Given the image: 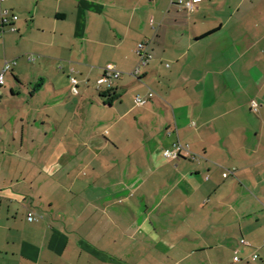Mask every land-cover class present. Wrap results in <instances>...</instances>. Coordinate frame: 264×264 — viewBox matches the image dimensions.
I'll list each match as a JSON object with an SVG mask.
<instances>
[{
  "label": "crops",
  "instance_id": "crops-1",
  "mask_svg": "<svg viewBox=\"0 0 264 264\" xmlns=\"http://www.w3.org/2000/svg\"><path fill=\"white\" fill-rule=\"evenodd\" d=\"M188 1L0 0V264H264V0Z\"/></svg>",
  "mask_w": 264,
  "mask_h": 264
},
{
  "label": "built area",
  "instance_id": "built-area-1",
  "mask_svg": "<svg viewBox=\"0 0 264 264\" xmlns=\"http://www.w3.org/2000/svg\"><path fill=\"white\" fill-rule=\"evenodd\" d=\"M199 0H191L188 2L184 3V6L189 9L193 10L194 8V3ZM180 4H183L182 1L179 2ZM18 17L17 16H9L7 13L4 14L3 19H2V28L6 26H12V23L17 21ZM15 30V29H12ZM137 54L139 55V64L138 67L136 68L135 72L133 75L135 77H139V74L141 72V69L149 64V62L152 60L153 56L148 50V43H140L137 47ZM34 58L32 56L29 57V61H33ZM11 69V64L6 63L0 73V87L5 85V75L7 72ZM121 77V72L116 70L114 66H108L105 69V75L103 76L102 79H100L97 83V88L98 90H103V89H110L112 88L114 82L118 80ZM71 81V91L74 96H79L80 91H79V82L75 77H72L70 79ZM154 97V93L150 92L147 97H142V96H137L134 100V103L137 107H143L147 104L149 99H152ZM252 107L254 109L258 108V105L256 102H252ZM188 155L190 154L188 146H183L180 144H175L170 148H167L163 152V156L167 160H177L183 155ZM227 177V174L225 175ZM27 220L29 222H35L37 221V216L34 214V212L30 211L27 215ZM241 244H246L245 240L241 241ZM259 259V255H254L252 260L256 261ZM236 262L240 261V258L237 256L234 259Z\"/></svg>",
  "mask_w": 264,
  "mask_h": 264
},
{
  "label": "trees",
  "instance_id": "trees-1",
  "mask_svg": "<svg viewBox=\"0 0 264 264\" xmlns=\"http://www.w3.org/2000/svg\"><path fill=\"white\" fill-rule=\"evenodd\" d=\"M1 87H2V86H1ZM102 95H103V96L105 95V97H106V94H102ZM107 97H108V96H107ZM111 103H112V102H110L109 105H111Z\"/></svg>",
  "mask_w": 264,
  "mask_h": 264
},
{
  "label": "rangeland",
  "instance_id": "rangeland-1",
  "mask_svg": "<svg viewBox=\"0 0 264 264\" xmlns=\"http://www.w3.org/2000/svg\"><path fill=\"white\" fill-rule=\"evenodd\" d=\"M33 56V55H32ZM34 58H37L36 56H33ZM26 219H27V216H26Z\"/></svg>",
  "mask_w": 264,
  "mask_h": 264
}]
</instances>
